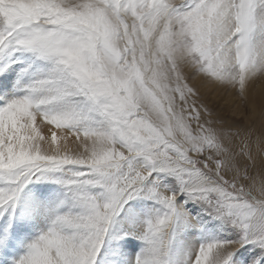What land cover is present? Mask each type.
<instances>
[{
	"label": "snow or ice",
	"instance_id": "6c2138e0",
	"mask_svg": "<svg viewBox=\"0 0 264 264\" xmlns=\"http://www.w3.org/2000/svg\"><path fill=\"white\" fill-rule=\"evenodd\" d=\"M261 78L264 0H0V264H264Z\"/></svg>",
	"mask_w": 264,
	"mask_h": 264
},
{
	"label": "rangeland",
	"instance_id": "374dc122",
	"mask_svg": "<svg viewBox=\"0 0 264 264\" xmlns=\"http://www.w3.org/2000/svg\"><path fill=\"white\" fill-rule=\"evenodd\" d=\"M207 92L206 103L208 107L214 112V118H219L229 123L236 125L237 127H249L254 128L256 134L259 135L260 131V113L252 114L248 109L244 108V111H234L227 108L228 101L225 102L220 99L224 96V92L221 90H205ZM225 103V104H224ZM245 107V106H244ZM264 111V110H262ZM251 118V119H250ZM45 134V130H44ZM46 135V134H45Z\"/></svg>",
	"mask_w": 264,
	"mask_h": 264
},
{
	"label": "bare ground",
	"instance_id": "6f19581e",
	"mask_svg": "<svg viewBox=\"0 0 264 264\" xmlns=\"http://www.w3.org/2000/svg\"><path fill=\"white\" fill-rule=\"evenodd\" d=\"M221 91L224 92L222 94L224 97L220 99H222L224 102L226 100L228 101V104L226 105L228 109L243 112L245 108L248 109L249 112L252 114H256L258 112L261 113L262 110H264V78H261L259 81H257L254 89L250 93L249 100L247 102L242 100L239 95L235 92V90ZM45 134H49L48 130H45ZM57 135H60V133L57 132Z\"/></svg>",
	"mask_w": 264,
	"mask_h": 264
}]
</instances>
